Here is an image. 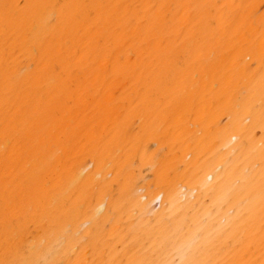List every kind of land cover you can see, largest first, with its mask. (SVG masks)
I'll list each match as a JSON object with an SVG mask.
<instances>
[{"label": "bare ground", "instance_id": "6f19581e", "mask_svg": "<svg viewBox=\"0 0 264 264\" xmlns=\"http://www.w3.org/2000/svg\"><path fill=\"white\" fill-rule=\"evenodd\" d=\"M0 264H264V0H0Z\"/></svg>", "mask_w": 264, "mask_h": 264}]
</instances>
